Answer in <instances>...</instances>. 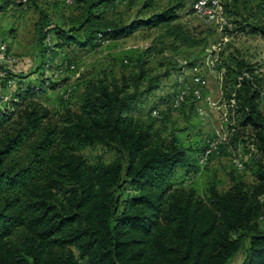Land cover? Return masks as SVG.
Instances as JSON below:
<instances>
[{
	"label": "trees",
	"instance_id": "trees-1",
	"mask_svg": "<svg viewBox=\"0 0 264 264\" xmlns=\"http://www.w3.org/2000/svg\"><path fill=\"white\" fill-rule=\"evenodd\" d=\"M38 1L28 4L41 13L40 63L3 82L7 89V80L15 78L17 85L0 107V264H264V82L256 68L236 51L222 53L224 98L234 127L253 141L255 182L232 175L228 191L214 183L201 195L174 182L191 157L184 141L133 114L170 69H149L151 47L138 55L128 75L81 83L76 109L70 105L72 89L59 109L41 99L65 80L54 72L73 62L65 56L55 63L67 47L93 51L141 28L159 29L158 40L171 44L198 43L179 21L184 0L161 11H155L157 0H143L147 16L128 23L108 12L133 0H64L71 13L59 21H51ZM192 1L196 15L198 0ZM255 1L243 21H235L239 13L226 4L232 32L248 25L252 34L264 36V0ZM96 145L119 157L89 162L81 152ZM241 251L244 259L234 263Z\"/></svg>",
	"mask_w": 264,
	"mask_h": 264
},
{
	"label": "rangeland",
	"instance_id": "rangeland-1",
	"mask_svg": "<svg viewBox=\"0 0 264 264\" xmlns=\"http://www.w3.org/2000/svg\"><path fill=\"white\" fill-rule=\"evenodd\" d=\"M142 1L118 3L109 10L108 16L116 18L119 23H128L137 16L145 17L148 13L142 10ZM179 1L181 0H157L155 11H161ZM255 2L232 0L228 3L231 13H239L234 14L235 21H243V18L252 11ZM38 4L49 14L51 21H59L60 17H67L71 13V7L64 0H40ZM184 4L185 7L178 11L179 21L198 43L171 44L168 39L158 40L161 36L159 29L141 28L129 36L111 41L105 47L93 51L83 50L77 46L67 47L64 52L57 55L55 63L60 64L61 59L67 56L76 64V70L61 74L56 69L54 77L65 80L56 90L47 92L41 99L50 108L59 109L63 96L72 89L74 95L70 105L76 109L79 95L84 92L81 83L103 76L119 78L128 75L134 71L138 55L151 47L149 69L153 73L164 72L167 66L170 69L168 75L162 78L160 87L138 102V108L133 112L134 116L154 121L156 127L164 129L163 133L165 131L175 133L189 148L190 161L188 165L178 169L174 178L175 185L193 186L199 194L205 195L211 184L215 183L219 191L225 192L232 187V175H240L247 184L255 182L252 162L255 148L248 132L244 133L238 126L234 127L236 123L234 114L224 98L221 56L223 52L226 54L231 51L238 52L256 68L264 82V36L252 34L248 25L245 26V31L232 32L217 23L209 24L193 13L192 0H184ZM12 6L11 10L0 14V30L6 29L0 36V42L5 41L12 45V50L20 56L21 64L17 68V73L28 74L40 63L36 45V24L41 13L33 3L22 7L20 3L12 0ZM236 23L238 26V22ZM8 28L11 29L9 34L14 36L12 43L11 35L6 34ZM215 58L217 61L213 67L211 61ZM196 76H201L204 80L201 98H197L192 90L199 88L194 82ZM180 89H185L186 98L183 105L174 107L173 101ZM210 101H215L216 105L212 106ZM155 110L158 111V116L154 115ZM261 110L264 112V88ZM217 129H224L228 140L201 164L200 157L204 149L201 150L203 146L206 147L208 139L214 136ZM191 148L193 150H190ZM81 153L91 163L111 162L119 157L116 150L102 145L86 148ZM240 163L243 167L239 166ZM187 175H190V178L187 179ZM243 259L244 253L241 251L234 259V263H240Z\"/></svg>",
	"mask_w": 264,
	"mask_h": 264
},
{
	"label": "built area",
	"instance_id": "built-area-1",
	"mask_svg": "<svg viewBox=\"0 0 264 264\" xmlns=\"http://www.w3.org/2000/svg\"><path fill=\"white\" fill-rule=\"evenodd\" d=\"M18 3H21L23 5H27L29 0H15ZM128 1V0H126ZM232 0H198L195 4V10L196 15L200 18H202L204 21H206L209 24L217 23L222 28L225 29H233V23L231 22V19L226 15L225 7L226 4L230 3ZM68 2H71V0H68ZM48 43H51V38L48 37L47 39ZM110 41H103L102 46H106ZM217 58H215L213 61H211V64L213 67L216 65ZM21 64V58L19 55H17L12 48H10L9 44L5 41L0 42V107L2 108L4 104H7L10 100L12 93L16 89V79L15 78H9L7 80V86L6 89L4 86L5 79L9 76L10 73H17V68ZM76 64L73 62L65 61L61 64L60 68L58 69V73H66L69 71L76 70ZM48 74H51L52 72L47 70ZM194 82H196V85H199V88H194L193 93L197 98L202 97L201 88L203 86L204 80L201 76L194 77ZM189 89V88H188ZM186 98V91L185 89L179 90L174 98L173 106L174 107H180ZM233 103H235L234 100H232ZM210 104L212 106L216 105L215 101H210ZM201 113L204 114L203 111ZM158 111H154V115L158 116ZM235 130V128H232ZM228 137L224 129H217L214 136L210 139H208V142L206 144V147L204 148V151L200 157V162L205 163L213 154L216 152L221 145H223L225 142H227ZM240 167H243V164H239Z\"/></svg>",
	"mask_w": 264,
	"mask_h": 264
},
{
	"label": "crops",
	"instance_id": "crops-1",
	"mask_svg": "<svg viewBox=\"0 0 264 264\" xmlns=\"http://www.w3.org/2000/svg\"><path fill=\"white\" fill-rule=\"evenodd\" d=\"M3 7V8H2ZM12 2H10V3H6V1L5 0H0V14L1 13H3V12H5V11H8V10H11L12 9ZM4 30H6L5 28H3V29H1L0 30V36H1V34H2V32L4 31ZM11 32V29H9L8 28V30L6 31V34L8 33V36H10L11 34H9ZM11 37H12V41L10 42V43H12L13 42V35H11ZM2 42V41H1ZM11 47H12V45H11ZM20 70V69H19ZM20 71H22V70H20Z\"/></svg>",
	"mask_w": 264,
	"mask_h": 264
}]
</instances>
